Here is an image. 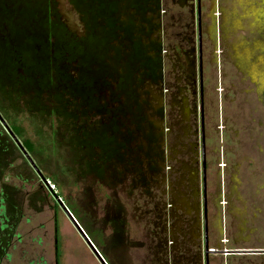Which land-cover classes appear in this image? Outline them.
I'll list each match as a JSON object with an SVG mask.
<instances>
[{"label": "rangeland", "instance_id": "1", "mask_svg": "<svg viewBox=\"0 0 264 264\" xmlns=\"http://www.w3.org/2000/svg\"><path fill=\"white\" fill-rule=\"evenodd\" d=\"M158 1V25L152 29L143 22L140 30L142 22L136 21L139 31L134 33L149 50L152 31L166 68L155 74L137 62L125 87L120 81L129 79V42H113L121 52L110 48L100 60L97 51L103 42L98 37L96 43L92 36L97 31L84 24L85 17L94 18L92 0H0V116L9 129H19L15 137L20 144L29 140L34 145V153L27 154L45 179L41 181L0 121V264H56V251L57 264H100L55 193L106 264H205L201 197L195 195L201 187L195 173L201 169L199 163L198 170L193 166L187 148L199 124L187 63L192 42L194 49L198 46L196 19L193 29L187 24L194 1ZM200 1L201 46L208 47L203 56L208 61L210 31L219 30L223 39L225 31L244 26L227 28L225 0ZM212 9L215 16L205 19ZM178 32L185 40L175 39ZM241 36L236 35L235 51L241 48ZM221 51L222 46L212 56L221 59ZM258 51L261 63L264 47ZM174 60L178 63L172 67ZM103 72L104 81L98 75ZM202 72L213 82L210 65ZM176 87L183 89L184 102ZM216 101L211 112L215 120L205 129L211 148L218 131L223 136L222 126H214ZM176 121L177 131L172 128ZM172 131L182 148L170 142ZM213 160L211 155L208 264H264V255L222 253L264 248V175L246 180L242 165L228 199L218 202L215 191L227 182L223 164L219 179ZM254 189L258 196L252 208L246 201Z\"/></svg>", "mask_w": 264, "mask_h": 264}, {"label": "flooded vegetation", "instance_id": "2", "mask_svg": "<svg viewBox=\"0 0 264 264\" xmlns=\"http://www.w3.org/2000/svg\"><path fill=\"white\" fill-rule=\"evenodd\" d=\"M191 1L192 0H187ZM95 4V7L92 9L94 13V18H90V16L85 17V26L88 31H97L95 36H92V39L97 43L98 37L101 38L102 44L98 48L97 55H99L100 60L102 61L105 50H109L113 48V50H117L121 52V48H115L113 42H120L121 40H125L129 42L127 47V54L125 59L126 61V69L131 72H128V80L120 81L121 85L126 87L127 84L132 82L133 80V64L140 62L142 63V68L144 71L152 72L157 74L159 69L166 68L165 61L161 55L158 53L159 48L158 42L156 39H152V31L148 35V39L150 40V48L153 54H149L148 47L142 48V41L140 42L135 39V31H139L137 26V22L139 23V29H143V24H147L149 28H155L157 26V21L159 22V4L160 1L150 2V0H146V2L142 0H92ZM184 0V4L187 3ZM248 0H225L224 2V10L227 18V28H235L238 29V25L240 27L244 26L242 31H225L224 38L220 39V31L215 30L213 33L209 32L208 41L211 45V54L208 57V64L211 66L210 75L213 79V89L215 92V99H218L219 92L223 93L224 99L227 102L226 107V115L223 118L224 125L222 124V119L218 120V110L216 111V123L215 129L218 130L221 125L222 135L219 136L221 132L217 134L216 145L211 148V151L207 149V143L205 146V171H200V174L197 172L196 177L201 182L200 192L199 188L196 189V194H200L201 204H202V235L204 238V230H203V205L205 202L206 210L208 204V184H210L209 179V170L211 162L208 161V157L213 155L214 164L216 165L217 171L220 168V164H223L224 172L223 177L227 182V186L224 188L218 185V191H215L218 202L220 198L228 199L227 197L233 190L232 184L234 182V177L239 172V169L243 165L242 175L246 174V180L248 178L251 179H261L262 174L264 175V60L260 62V55H258V49H262L264 47V0H253L250 4H247ZM146 3V4H145ZM179 5V3H176ZM188 8L190 13L191 22L187 24L191 26V29L194 28V14L195 8L194 4ZM181 6V5H180ZM81 8V7H80ZM87 6L85 13H89ZM158 10V12H157ZM200 10H201V1H200ZM92 19V20H91ZM94 20V21H93ZM92 22V23H91ZM145 22V23H143ZM91 23V24H90ZM157 24V25H156ZM143 26V27H142ZM108 32L105 36V32ZM119 33H122V38H120ZM143 33H145L143 31ZM216 35L217 37L215 38ZM236 35H242L239 51H235V38ZM119 36V37H118ZM180 32L175 35V39L182 40L181 37H184ZM187 36H190L189 34ZM193 36V31L191 37ZM213 36V37H212ZM118 37V38H117ZM191 37L188 40L191 43ZM103 38V39H102ZM193 38V37H192ZM105 39V41H104ZM185 40V37L183 38ZM187 39V38H186ZM248 39L252 40V43H248ZM92 41V40H91ZM191 49H188L187 55L190 56V61L187 63L190 64L191 68L190 74V95L195 100V85L198 78V70H199V59H198V46H197V55L195 56L194 50V42ZM217 43V44H216ZM262 43V44H261ZM94 44V43H93ZM189 44V42H188ZM260 44L262 46H260ZM98 46V44H97ZM201 46V43H200ZM222 46V58L216 60V56H212V52L216 54V49H220ZM144 47V46H143ZM260 47V48H259ZM262 47V48H261ZM224 48V49H223ZM148 50V51H147ZM158 50V51H157ZM143 51V52H142ZM201 52V68L203 71L204 68V57L202 46L200 47ZM165 52L163 56H166L167 59L169 55H166ZM220 53V52H219ZM101 54V55H100ZM263 55V54H262ZM212 56V57H211ZM214 58V59H213ZM264 58V55L261 57ZM195 60L197 61V68H195ZM161 61V66H160ZM141 68V69H142ZM100 76V80L103 78L105 73H98ZM202 77H204V73L202 72ZM102 81H104L102 79ZM124 83H127L126 85ZM129 88V87H128ZM217 102V101H216ZM168 107V105H166ZM196 110V109H195ZM167 113L169 112L166 109ZM163 108L160 109V114L162 115ZM171 115V113H169ZM169 115V117H170ZM200 118V117H199ZM176 124L172 125V128L177 131V121ZM195 126V124H194ZM203 129H204V141H209V137L206 134V123L203 115ZM198 131V132H197ZM217 132V131H216ZM224 132V133H223ZM170 142L177 143L178 148H182L180 142L177 140V134L174 131L171 132ZM175 134V136H174ZM195 137V140L188 142L187 148L188 152L192 157L193 166L196 165L197 170L199 168V164H201V153L199 146V157L198 153V145L200 144V119L198 124L192 132V135ZM198 136V138H197ZM220 137V142H219ZM169 139V138H168ZM168 139L165 141L168 143ZM169 142V143H170ZM168 143V144H169ZM218 144H221L219 146ZM166 148V147H165ZM164 148V149H165ZM262 159V160H261ZM261 163V164H260ZM260 164V168L257 166ZM168 171L170 168H166ZM201 169V165H200ZM220 170V169H219ZM260 170V171H259ZM218 178L220 177L219 171L216 172ZM215 173V174H216ZM171 172H168V175ZM239 178L242 179V176L239 175ZM220 179V178H219ZM205 182V183H204ZM205 184V191H204ZM262 189L263 187H259ZM226 190V191H225ZM258 190V189H257ZM223 191V193H222ZM205 192V198L203 196ZM228 192V193H227ZM257 191L253 190V193L250 194V198L246 201L249 206L252 208L255 207L254 202L257 199L258 195ZM225 196V198H224ZM205 200V201H204ZM250 202V203H249ZM228 205V203H226ZM228 213L229 205H228ZM200 216L197 215V223L198 227L200 224ZM206 239L208 242V221L206 222ZM225 234L227 233L226 224L224 225ZM221 233V232H220ZM208 244V243H207ZM212 251H208L207 260L209 259V253ZM221 251H219L220 253ZM222 253H226V255H235L236 253H243V255H264V249H255V250H226L222 251ZM242 255V254H241Z\"/></svg>", "mask_w": 264, "mask_h": 264}, {"label": "water", "instance_id": "3", "mask_svg": "<svg viewBox=\"0 0 264 264\" xmlns=\"http://www.w3.org/2000/svg\"><path fill=\"white\" fill-rule=\"evenodd\" d=\"M193 1H194V3H196V4H194V3L193 4H194V7H195V15H196V18L194 16V20L196 19V25H197V31H196L197 33H196V35L198 37V43L197 44H198V59H199V70H198V78H197L198 80L196 82L197 84H196V87H195V89H196L195 99L198 101L199 117H200L199 118L200 119V144L198 145V153H197V155L199 157V146H200V153H201V156H200L201 157V164L200 165H201V170H203V172H204L205 171V155H204V152H205V141H204V129H203V105H202V78L203 77H202L201 52H200V47H201L200 46V43H201L200 0H193ZM0 121H1V123H3V126H4L5 130L10 135V137L13 139L14 143L17 145V147L19 148V150L21 151V153L23 154L25 159L29 162V164L32 167V169L39 176L41 181L44 182L45 179L43 178V176L41 175V173L39 172V170L37 169V167L35 166V164L31 160L30 156L27 154V152L24 150L22 145L19 143V141L13 135V133L11 132L9 127L6 125L5 122H3L1 116H0ZM204 191H205V184H204ZM203 196L205 198V192H204ZM58 202L61 205L63 211L65 212L67 218L70 220V222L72 223V225L74 226L76 231L79 233V235L82 237V239L85 241L86 245L91 250V252L96 257V259L99 261V263L100 264H106V262L101 257V255L99 254V252L97 251L95 246L91 243V241L89 240L87 235L84 233V231L79 226L77 221L73 218V216L71 215L69 210L65 207L63 202L60 199H58ZM206 222H207V210H206V206H205V202H204V205H203V230H204V239H205V252H204V257L205 258H204V262H205V264H208L207 253H208L209 249H208V244H207V239H206V229H207Z\"/></svg>", "mask_w": 264, "mask_h": 264}, {"label": "crops", "instance_id": "4", "mask_svg": "<svg viewBox=\"0 0 264 264\" xmlns=\"http://www.w3.org/2000/svg\"><path fill=\"white\" fill-rule=\"evenodd\" d=\"M218 8H219V6H218ZM210 12H211V14H207L205 19H207L209 16L211 18H212L213 15L215 16L213 9ZM205 19H203V20H205ZM203 42H205V41L203 40ZM203 42H202V44H203ZM196 44H197V42H196ZM194 50H195V56H196L197 55V47H195ZM202 51H203V54H204L203 56L207 57L208 54H209V51H208V47L206 45L204 46V44L202 45ZM175 63H178V61L174 60L173 64H172V67H173V65ZM207 64H208V61L204 60V68H206V69H208V65H209V64L208 65ZM195 68H197V61L196 60H195ZM203 78H204V83H202V105H203V115H204V118H205L206 127L208 128L209 124L212 123L213 120H215V116H213L211 114V112L214 111L213 109H214V104H215L216 99H215V92H214V89H213V82L210 81L209 75L207 74L205 76V72H204V77ZM178 81H179V79L178 80L174 79L172 84L178 83ZM195 87H196V85H195ZM176 88L178 90L179 96L181 97V99H183V102H184L185 101V97H184L183 89L181 87H176ZM219 94H218V99H217V108H218V117H219L218 119H220V120L222 119V124L224 125L223 118L226 115V112H227L226 107L228 105H227L226 100L224 99V96L220 97ZM197 107H198V113H199V106H197ZM213 117H214V119H213ZM207 133H208V131H207ZM207 137L210 138L209 134H207ZM207 149L209 151H211V143L207 144ZM208 161L211 162L210 161V156L208 157ZM209 172H210V170H209ZM258 249H264V248L263 247H261V248L259 247ZM210 251H212V250H210Z\"/></svg>", "mask_w": 264, "mask_h": 264}, {"label": "trees", "instance_id": "5", "mask_svg": "<svg viewBox=\"0 0 264 264\" xmlns=\"http://www.w3.org/2000/svg\"><path fill=\"white\" fill-rule=\"evenodd\" d=\"M8 126V125H7ZM10 130L11 132L13 133L14 136H18L20 133H19V129H17L15 126H11L10 127ZM9 135V134H8ZM10 136V135H9ZM11 138V137H10ZM12 139V138H11ZM13 140V139H12ZM22 147L24 148V150L27 152V153H30V154H33L34 151H35V147L34 145L29 141V140H24L22 142ZM17 146V145H16ZM19 149V148H18ZM54 197L56 198V202L58 203V199L57 198H60V200L64 203L63 199L61 198V194H58V193H55L54 194ZM65 205V204H64ZM66 207V206H65ZM58 252L56 251V263H58Z\"/></svg>", "mask_w": 264, "mask_h": 264}]
</instances>
